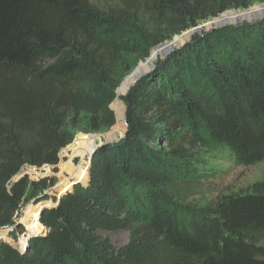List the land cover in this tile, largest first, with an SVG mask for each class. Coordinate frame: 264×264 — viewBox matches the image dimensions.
<instances>
[{"label":"trees","instance_id":"1","mask_svg":"<svg viewBox=\"0 0 264 264\" xmlns=\"http://www.w3.org/2000/svg\"><path fill=\"white\" fill-rule=\"evenodd\" d=\"M253 1L121 0L104 11L89 0H0V227L13 225L29 188H46L25 177L7 190L24 166H57L76 131L115 126L125 57L148 58L162 42L142 11L174 36ZM125 102L120 145L96 150L24 253L0 238V264H264V193L203 207L178 193L200 150L244 167L264 161V21L193 37ZM121 231L130 239L118 249L100 234Z\"/></svg>","mask_w":264,"mask_h":264},{"label":"rangeland","instance_id":"2","mask_svg":"<svg viewBox=\"0 0 264 264\" xmlns=\"http://www.w3.org/2000/svg\"><path fill=\"white\" fill-rule=\"evenodd\" d=\"M91 4L99 8L100 10H110L121 6V0H89ZM264 1L254 0L248 8H239V9H232L218 17L209 18L206 21H200L197 26H203L201 34H195L194 36L190 35L193 39L195 36H203L205 31L212 29L215 26L219 25V21L222 17H225L227 14H233L236 12H247L251 11L258 6H263ZM142 17L145 21H148V27L154 33L158 35L159 38L162 39V42L159 44H164L170 42L174 37H176L177 41L175 42V46L183 45V43L189 41L191 37L187 38L184 42L181 41V38L187 34H190L188 31L195 27H191L187 29L181 37L180 35L170 36L167 33L166 26L163 25V21H158L154 16L142 11ZM254 14V13H253ZM260 15V16H259ZM251 18H244L243 20H238L234 23H229L227 27L228 29H233L238 27L237 25L239 22L243 26L247 28H254L258 25V21L260 18L264 17V14H254L250 15ZM219 28L218 30L224 29ZM180 42V44H179ZM157 45V46H159ZM153 47L151 51H153ZM150 51V54H151ZM154 52V51H153ZM149 54V56H150ZM153 53L150 57V60L146 63L145 60L147 58H142L140 55H131L126 56V66L130 68V71L125 75V78L121 81L119 88L116 91V99L111 106V109L116 114V105L115 103L119 102V104L123 103L126 110V93L129 91L127 90L126 93L124 92L123 85L126 82L125 79L138 67L142 66L143 71L149 69L153 65L159 64L158 62L152 61ZM116 114V119H117ZM127 129L125 121H118L116 120L115 126L109 131H103L99 133L89 132L85 133L83 131H76L75 132V139L79 134H86V135H99L102 137L101 142H107L109 145L114 146L123 136L119 137V139L112 138L115 132L119 131L122 135L125 134ZM100 144V143H99ZM98 144V145H99ZM69 147V146H68ZM66 147V148H68ZM98 147V146H97ZM62 153L60 151V162L57 166H48L49 172L43 169L47 166H43L42 168H34L37 170L38 175L30 173V170L33 169L32 167L24 166L21 172L15 176L12 180L13 184L19 182L23 178H27L30 183H40L42 181H46V188L40 190L38 192L29 188L26 192L23 201L16 212L13 218V225L0 227V238L3 242H6L12 245L15 249H19L20 251L23 249L22 247L18 246L21 237L29 232H27L25 224L21 221L22 218L25 216L26 212L28 211L29 207L32 208L33 211H38L37 215L38 219L46 209L45 205H41V203H45L46 200L48 203H52L50 207H53L56 201L59 199V196L62 197L63 194H69L74 192L76 186L80 185L86 178L88 174V167L91 164V156L93 153H90L84 157L77 156L72 160L74 164V168L69 167V157L64 154V150ZM95 151V150H94ZM93 151V152H94ZM198 156V163L196 164L192 171L194 173L191 174L193 178H190V183L188 184L190 187L187 188L186 185L180 186V190L178 191L180 196V201L185 204H191L198 207H203L205 205H210L220 198L225 196H230L234 194H248V193H264V161L252 166V167H244L240 166L236 163L234 156L225 150L220 149H210V150H200ZM26 167V168H25ZM42 169V170H41ZM41 170V171H40ZM42 172V174H41ZM48 173V174H47ZM35 177V178H34ZM19 178H21L19 180ZM7 190L10 189V186L6 185ZM58 202V201H57ZM47 203V206L49 204ZM48 208V207H47ZM36 217V218H37ZM35 218V219H36ZM33 224V221L30 222ZM40 227V225H38ZM44 231L39 236L46 235L49 231L44 226H41ZM103 237L108 238L113 246L118 249L124 247L128 244L130 239V233L128 231H121L116 233L110 232H103L100 233ZM3 236L11 237L10 239L14 240L15 244H11L9 241L5 240ZM258 246L264 249V236L262 237L261 241L258 243ZM28 247V245H27Z\"/></svg>","mask_w":264,"mask_h":264},{"label":"bare ground","instance_id":"3","mask_svg":"<svg viewBox=\"0 0 264 264\" xmlns=\"http://www.w3.org/2000/svg\"><path fill=\"white\" fill-rule=\"evenodd\" d=\"M253 13L254 14L255 13L256 14H258V13L264 14V5L263 6H258L256 8H254L253 10L247 11V12H245V11L241 12L240 11V12H236V13H233V14H227L225 17L221 18V20L219 21V25L234 23V22H236L238 20H243L244 18H251L250 15H254ZM239 23H242V22H239ZM190 35L191 34H187L184 37H182L180 42L181 41L184 42L187 38L191 37ZM180 42H179V44H180ZM168 49H170L169 46H168V48H165V46H164L162 50H154L152 61L153 62L155 61V63L156 62L159 63L164 57V52L166 50H168ZM149 69H147V70H149ZM132 84H133V80H130V79L127 80L124 83V85H123V89H124L123 93H126L127 90L130 89ZM115 105H116V114L118 115L117 116V120L124 122L125 121V114H126V110H125L124 104L123 103L119 104V102H117V103H115ZM121 136H124V135H122V133L119 130V131L115 132V134L112 136V138H115V139L118 140L119 137H121ZM101 140H102V137L99 136V135L79 134L76 137V140L68 148H66V150H64V154L67 155L69 157V159H70L69 160V167L70 168H74V164L72 163V160L75 157H77V156L84 157V156H86V155H88L90 153H93V151L97 148L98 144L102 143ZM44 170H46L48 172L50 171L48 166L45 167L43 169V171ZM30 173L38 175V173H40V172H37V170L33 168V169L30 170ZM41 174H42V172H41ZM59 197L61 198V196H59ZM47 203H48V201H46L45 203L44 202L41 203V205H45L46 206L45 208L50 207V205H52V203H50V204L48 203L49 206H47ZM38 213H39V209H38V211H33L32 208L29 207V209L26 212L25 216L22 218L21 221L25 224L27 232H29V233L28 234L26 233L23 236V238L21 237L18 246H20L22 248L27 247L28 238H30L31 236H36V235H40V234L43 233L44 229L41 227V226H43V224H41L40 220L37 217ZM31 221H33V224L30 223ZM38 225H40V227ZM3 238L5 240L9 241L11 244H15L14 240L10 239L11 237L9 238V237L3 236Z\"/></svg>","mask_w":264,"mask_h":264},{"label":"water","instance_id":"4","mask_svg":"<svg viewBox=\"0 0 264 264\" xmlns=\"http://www.w3.org/2000/svg\"><path fill=\"white\" fill-rule=\"evenodd\" d=\"M259 16H260V15H259ZM262 21H264V17L260 18L258 22H262ZM227 26H229V25H227V24H222V25L215 26V27H213L212 29L205 31V34H209V33H211V32L214 31V30H218L219 28H224V27H227ZM237 26H238V27H241V26H243V25H242L241 23H239ZM202 28H203V26H197V27H195V28H193V29H190L188 32H189L192 36H194L195 34H201V33H202ZM182 35H183V34H181V35L178 36V37H181ZM176 39H177V38L174 37L170 42H168V43H164V44H161V45H159V46H157L156 48L153 49V51H154V50H162L164 46H165V48H168V46H169V48H170V49H168V50H166V51L164 52V57H163V59L161 60V62H160L159 64L151 66L150 69L147 70V71H145V70L143 71V70H142V66H138V67H137V68H136V69H135V70H134V71H133V72H132V73H131L126 79H125V81H127V80H129V79H130V80H133V84L131 85V87H130L128 93L131 91V89H132L137 83H139L140 81H142L143 79H145L146 77H148L149 75H151L153 72H155V71L159 68L160 64L163 63V62H164L169 56H171L172 54H174V53L180 51L184 46L188 45V44L191 42L192 37H191V39H190L189 41H187L186 43H184L183 45H180V46H175ZM167 44H168V45H167ZM153 51H151L150 56L145 60V62H148V61L150 60V57H151ZM128 93H127V95H128ZM127 95H126V96H127ZM126 113H127V107H126ZM125 123H126V126H127L126 114H125ZM127 129H128V127H127ZM127 129H126V132H127ZM126 132H125L124 136H123V137H122L117 143L114 144V146H118V145H120V143H121V142L123 141V139L125 138ZM107 145H109L107 142H103V143L99 144L98 147H97V148L95 149V151L93 152L90 161H92L93 156H94V153L96 152L97 149L102 148V147H105V146H107ZM47 166H48V165H47ZM29 240H30V238H28L27 243L29 242Z\"/></svg>","mask_w":264,"mask_h":264},{"label":"built area","instance_id":"5","mask_svg":"<svg viewBox=\"0 0 264 264\" xmlns=\"http://www.w3.org/2000/svg\"><path fill=\"white\" fill-rule=\"evenodd\" d=\"M61 153H62V150H61ZM27 167H31V166H27ZM26 168V167H25ZM32 168H35V167H32ZM24 169V168H23ZM22 170V169H21ZM21 172V171H20ZM18 178V176L16 177V179ZM21 178H19V180H20ZM13 180V179H12ZM12 180L10 181V183H9V186H12V184H13V182H12ZM58 200H60V197H59V199ZM57 200V201H58ZM47 201V200H46ZM56 203V202H55ZM17 249V248H16ZM26 249H27V247H25V248H23L21 251L19 250V249H17L19 252H21V253H24L25 251H26Z\"/></svg>","mask_w":264,"mask_h":264}]
</instances>
